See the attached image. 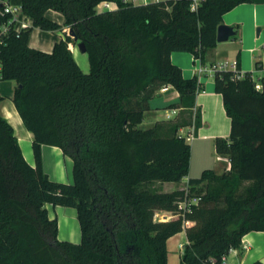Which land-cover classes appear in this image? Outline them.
Here are the masks:
<instances>
[{"label":"trees","instance_id":"1","mask_svg":"<svg viewBox=\"0 0 264 264\" xmlns=\"http://www.w3.org/2000/svg\"><path fill=\"white\" fill-rule=\"evenodd\" d=\"M102 1L117 8L99 10ZM9 2L22 7L32 26L3 33L11 15L0 0V79L16 83L12 100L33 134L35 165L0 112V264H168L167 241L184 228L188 242L179 264H222L245 234L264 232V77L260 90L251 72L242 78L231 70L214 73L231 118L230 135L217 137L215 148L230 166L222 173L204 169L188 179L186 191L155 185L189 176L191 144L179 131L202 125L200 109L194 123L176 122L166 132L158 124L140 126L164 85L174 86L192 111L205 85L198 75L185 77L172 52L205 62L223 15L251 0H200L196 10L192 0ZM49 9L61 12L64 23L47 16ZM34 27H69L75 36L65 31L47 52L30 45ZM81 42L87 72L70 48ZM44 144L73 159V182L50 178ZM192 197L198 202L190 210L179 207ZM46 204L77 209L80 243L59 238L58 219ZM158 211L171 212L170 219L157 220Z\"/></svg>","mask_w":264,"mask_h":264},{"label":"crops","instance_id":"2","mask_svg":"<svg viewBox=\"0 0 264 264\" xmlns=\"http://www.w3.org/2000/svg\"><path fill=\"white\" fill-rule=\"evenodd\" d=\"M47 16L61 24L65 21V16L61 12L53 9L47 11ZM222 23L232 25L237 30V34L228 41L218 42L216 47L208 51L205 62H201L189 52L174 51L171 54L172 61L182 68L185 77L190 78L194 75H198L200 81L205 85L203 90L197 92L195 106L192 108V110L200 109L202 125L197 130H195L193 124L181 127L185 135L186 133L193 135L192 139H187L191 144V166L193 159L192 142L198 140L209 146V149L214 155V167L211 169H214L217 173H222L224 171L220 170V166L223 162H226L224 163L226 168L230 166L227 158L217 154L215 139L217 137H228L230 135L231 118L226 113L222 94L215 90L214 73L210 72L209 68L212 64L221 61L227 60L234 62L239 60L241 70L244 73L251 72L257 83H261V79L264 77V0H251V2H245L235 6L223 15ZM258 28H260L259 31ZM65 31H68L67 28L51 32L34 27L31 34L30 45L34 48L51 52L55 42L65 37ZM48 39H50L48 46L43 45V42ZM70 48L80 65L79 60L82 57V51H79L78 46L74 44L73 47L70 46ZM83 58L85 59V66L81 68L87 72L89 70V66H87L89 63H87L86 56ZM257 60L261 61V69L256 68ZM15 87L16 83L14 81L0 79V94L5 96L0 103V112L15 128L21 147L23 143L28 144L26 150L22 147L23 153L26 160L34 166L35 159L32 149L33 134L31 133V138H26V135L22 132V136L24 137L22 139L21 136L17 134L16 127L12 120L16 119L24 126L23 120L12 100ZM172 104L177 105L170 107ZM150 107L151 108L145 112V118L140 125L141 127L144 126L143 128L154 126L166 110L175 109L176 112L173 114V117L169 119L171 120L179 119L182 111L187 109L182 106L180 93L172 85H169L167 91L163 92L160 90L151 100ZM147 116L150 118L147 119ZM30 143L31 145H29ZM43 162L45 171L49 174L51 179L65 183L73 182V159L65 154L60 147L44 144ZM190 177L189 174V176L183 178L181 181L174 183H181L187 187ZM176 189L177 188L167 191ZM46 206L49 209L50 217L58 219L59 238L74 243H80L81 229L77 209L63 205L53 206L51 204H46ZM165 213L167 219H169L171 217L169 216L170 212L165 211ZM193 224L194 222L189 221L187 226ZM187 242L186 228L168 239V264L180 263L181 254ZM255 261H261L264 264L263 231H251L245 234L242 238V246L233 249L227 254V264H251Z\"/></svg>","mask_w":264,"mask_h":264},{"label":"built area","instance_id":"3","mask_svg":"<svg viewBox=\"0 0 264 264\" xmlns=\"http://www.w3.org/2000/svg\"><path fill=\"white\" fill-rule=\"evenodd\" d=\"M129 1H132L135 4H148V3L158 1V0H129ZM2 2L4 3L3 12L9 13L11 15V18L9 19V21L6 24H4L2 27L3 33H7L11 27H13L16 31H19L23 28H28L32 26V19L23 12L22 7L20 5L12 4L11 2H9V0H2ZM199 2L200 0H192L191 9L196 10L198 8ZM97 8L99 10H105V9L113 10L117 8V4L112 1H102L101 3L98 4ZM1 41H2V37L0 36V42ZM226 70L234 71L236 73L235 76L237 78H242L244 76V72L242 70L239 71L237 68V61H234V62H230L227 60L221 61V62L212 64L209 68V71L212 73H215L217 71H226ZM256 88L262 90L263 88L262 83L260 82L256 83ZM168 89H169V85H164L160 90L164 92V91H167ZM175 112H176L175 109L166 110V118L167 119L172 118ZM192 138H193L192 134L191 135L189 134L187 137V139H192ZM197 202H198V197H192V198L181 201L179 203V207L185 210H190L191 204L197 203ZM156 214L158 215V212ZM232 250L233 249H231L230 251ZM221 260H222V264H227V254H224Z\"/></svg>","mask_w":264,"mask_h":264},{"label":"rangeland","instance_id":"4","mask_svg":"<svg viewBox=\"0 0 264 264\" xmlns=\"http://www.w3.org/2000/svg\"><path fill=\"white\" fill-rule=\"evenodd\" d=\"M64 28H67V30H69V27H64ZM49 42H50V39L43 42V45L48 46ZM78 49H79V51H81L80 48H78ZM81 55H82V57L79 61H80V66L83 67V66H85V62H84L85 59L83 57L84 56L87 57L86 58L87 63H89V60H88V55L85 52H82ZM87 66H89V64ZM0 69H1V64H0ZM196 113H197V110L191 111V110L186 109V110L182 111L179 119L169 120L166 118V111H164L163 116H160V120L156 124H158L159 130L161 132H166L171 127V125H173L176 122L185 123V122L192 121L194 123ZM149 118L150 117L147 116V119H149ZM142 127H144V126H142ZM179 133L181 135H184L186 137V139L189 135L187 133L185 135L181 129H180ZM192 143H193V159H192V166L190 164L189 174L191 177H198L201 175V173L204 169H206V168L209 169V168L214 167V163H213L214 155L211 152V150L209 149V146L207 144H203L202 142H199L198 140H195ZM29 145H31V143ZM27 146H28L27 143L22 144V147L25 150H26ZM224 163H226V162H223V164L220 166L221 171L226 169ZM155 186L159 190H163V191L172 190L174 188L185 189V191H186V188H187L184 184H181V183L175 184L174 182H167V181L166 182H157ZM169 216H171V212L169 213ZM155 217L157 220H162V221L167 219V215H166L165 211H158V215L156 214ZM183 240H185V239H183ZM182 246H184V245H182Z\"/></svg>","mask_w":264,"mask_h":264},{"label":"water","instance_id":"5","mask_svg":"<svg viewBox=\"0 0 264 264\" xmlns=\"http://www.w3.org/2000/svg\"><path fill=\"white\" fill-rule=\"evenodd\" d=\"M260 28H258V31ZM69 34L73 37L75 36V32L73 28H69ZM237 34V30L232 26L225 23H221L217 28V41L218 42H224L228 41L231 37L235 36ZM78 48L82 52H86V47L83 42L77 44Z\"/></svg>","mask_w":264,"mask_h":264},{"label":"bare ground","instance_id":"6","mask_svg":"<svg viewBox=\"0 0 264 264\" xmlns=\"http://www.w3.org/2000/svg\"><path fill=\"white\" fill-rule=\"evenodd\" d=\"M70 46L73 47V44H71ZM13 123L16 127L17 130V134L21 136V138L23 139L24 137L22 136V132L26 135V138H31V132H29L22 124L20 121L16 120V119H12Z\"/></svg>","mask_w":264,"mask_h":264}]
</instances>
